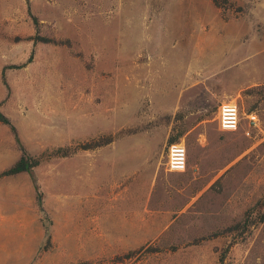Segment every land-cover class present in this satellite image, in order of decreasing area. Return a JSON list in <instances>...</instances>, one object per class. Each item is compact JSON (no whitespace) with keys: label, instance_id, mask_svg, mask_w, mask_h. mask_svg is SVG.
Here are the masks:
<instances>
[{"label":"rangeland","instance_id":"374dc122","mask_svg":"<svg viewBox=\"0 0 264 264\" xmlns=\"http://www.w3.org/2000/svg\"><path fill=\"white\" fill-rule=\"evenodd\" d=\"M254 42L264 0H0V112L37 160L0 176V264H264V79L240 71L264 62L244 63ZM227 101L235 131L217 124ZM101 135L143 163L112 141L73 151ZM170 136L183 172L166 170Z\"/></svg>","mask_w":264,"mask_h":264},{"label":"crops","instance_id":"0c3cea01","mask_svg":"<svg viewBox=\"0 0 264 264\" xmlns=\"http://www.w3.org/2000/svg\"><path fill=\"white\" fill-rule=\"evenodd\" d=\"M252 48H253V50L248 51V53H247L248 55H247L244 63L246 61L250 60L251 58H254L257 54L264 52V45H259L258 42H254ZM261 50H263V51H261ZM243 66L246 68V70L244 72H245L247 78L253 79L254 82L261 80V79H264V62H262L261 60H258V62H256V63L251 62V63H246L244 65L242 64L240 71H243ZM7 131H8L7 126L4 123L0 122V158L5 159V158L11 157L14 160H17L21 156V147L19 145H17V148H14V147H16V145H14V143H15L14 138H13V141L10 139H8V141H7V136H9V132H7ZM124 139L125 140L123 142L126 144H128V143H133V144L137 143L138 144V143L145 141V140H143V137H139V136H127ZM10 141H12L13 143L11 144ZM111 143H113L112 144L113 150L111 151V158H113V159L117 158L118 161L120 159L124 160V162H125L124 165H126V166L129 165V163L131 162V165L135 168H137V166H140L143 163L142 162L143 160H141L140 158H137V159L132 158V161L129 160L130 162H128V161H126V158L128 159V156L127 157L125 156L131 152L136 153V149H137V152L140 153L141 150L143 149L141 146H137V145L121 146L118 144L119 141H117V140H114ZM11 145H13L11 149L7 147V146H11ZM146 162L148 163V160H146ZM134 173H136V170ZM192 173L195 175L194 172H192ZM146 179H147V182H149L151 180L148 177ZM124 189H123L124 194H126V191H128V189L126 187ZM129 194H131V193H129ZM130 196L133 198L136 197L135 194L134 195L132 194Z\"/></svg>","mask_w":264,"mask_h":264},{"label":"built area","instance_id":"2783aa9c","mask_svg":"<svg viewBox=\"0 0 264 264\" xmlns=\"http://www.w3.org/2000/svg\"><path fill=\"white\" fill-rule=\"evenodd\" d=\"M245 134L251 136L260 125V119L256 112L245 114ZM216 120L220 130L235 131L240 124V112L235 101L222 102L217 109ZM166 170L171 172H183L187 168V150L183 142L169 143L164 162Z\"/></svg>","mask_w":264,"mask_h":264},{"label":"trees","instance_id":"16d2710c","mask_svg":"<svg viewBox=\"0 0 264 264\" xmlns=\"http://www.w3.org/2000/svg\"><path fill=\"white\" fill-rule=\"evenodd\" d=\"M0 122L3 123H9L8 118L3 115L0 112ZM112 141V136L111 135H104V136H100L97 140L92 141V142H86V143H82V144H78V146H76V148L73 149V151H75L78 148L81 149H91L94 147H98L107 143H110ZM169 143H173L176 142V138L173 136H170L168 139ZM68 148H59L57 151H63L61 154L62 155H67L69 152L67 150ZM37 160L30 158V157H26L24 154L21 155L9 168L3 170L2 172H0V176L3 175H12V174H16V173H20L23 171H28L30 170L34 165H36ZM37 201L40 203L41 202V193L40 191L37 190ZM261 220H264V214H262Z\"/></svg>","mask_w":264,"mask_h":264}]
</instances>
